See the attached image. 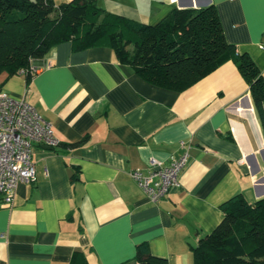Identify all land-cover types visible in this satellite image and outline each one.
I'll list each match as a JSON object with an SVG mask.
<instances>
[{
  "label": "crops",
  "instance_id": "0c3cea01",
  "mask_svg": "<svg viewBox=\"0 0 264 264\" xmlns=\"http://www.w3.org/2000/svg\"><path fill=\"white\" fill-rule=\"evenodd\" d=\"M96 3L151 25L174 8L214 4L229 42L264 75V0ZM32 66L40 71L29 84L24 74L0 83L25 97L59 145L35 143L36 181L21 183L10 207L0 195V264H71L77 252L87 264H139L142 244L167 264H194L193 248L220 224L223 203L264 197V133L232 60L182 93L147 83L108 45L75 50L63 41ZM185 153L181 188L152 203L131 172Z\"/></svg>",
  "mask_w": 264,
  "mask_h": 264
},
{
  "label": "trees",
  "instance_id": "16d2710c",
  "mask_svg": "<svg viewBox=\"0 0 264 264\" xmlns=\"http://www.w3.org/2000/svg\"><path fill=\"white\" fill-rule=\"evenodd\" d=\"M63 41L75 50L108 45L144 81L178 93L232 60L249 85L264 133V75L248 52L229 42L214 4L174 8L151 25L107 12L96 0H0V77L26 70L29 84L33 61ZM221 210L220 224L193 248L194 264H264V197L249 203L236 195ZM137 259L167 264L146 244L138 247ZM71 264H87L84 254L77 252Z\"/></svg>",
  "mask_w": 264,
  "mask_h": 264
},
{
  "label": "built area",
  "instance_id": "2783aa9c",
  "mask_svg": "<svg viewBox=\"0 0 264 264\" xmlns=\"http://www.w3.org/2000/svg\"><path fill=\"white\" fill-rule=\"evenodd\" d=\"M47 66L51 64L45 63L43 68ZM39 71L33 66L30 69L31 75ZM27 73L26 70L20 72L24 75ZM35 143L49 147L59 145L52 126L43 120L25 97H11L3 91L0 83V195L9 207L13 204L16 189L21 183L36 181L37 170L33 162ZM187 162L186 153L168 165L152 158L146 171L134 170L130 175L149 200L156 204L172 191L181 188L180 175Z\"/></svg>",
  "mask_w": 264,
  "mask_h": 264
}]
</instances>
